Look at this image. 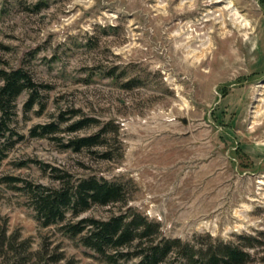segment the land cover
Segmentation results:
<instances>
[{
  "label": "rangeland",
  "instance_id": "obj_1",
  "mask_svg": "<svg viewBox=\"0 0 264 264\" xmlns=\"http://www.w3.org/2000/svg\"><path fill=\"white\" fill-rule=\"evenodd\" d=\"M20 68L47 88L31 109L28 92L17 99L0 138V234L29 239L33 262L105 264L43 227L18 188L56 187L58 169L130 187L127 202L77 219L132 207L166 238L238 245L264 264V0H0V69ZM80 118L99 123L64 132ZM52 122L59 136L31 135ZM103 128L101 145L65 147ZM20 257L0 252V264Z\"/></svg>",
  "mask_w": 264,
  "mask_h": 264
},
{
  "label": "trees",
  "instance_id": "obj_2",
  "mask_svg": "<svg viewBox=\"0 0 264 264\" xmlns=\"http://www.w3.org/2000/svg\"><path fill=\"white\" fill-rule=\"evenodd\" d=\"M0 83L1 138L6 129V120L13 114L17 99L24 92H28L30 97L26 106L31 109L39 102L41 91L47 87L36 82L21 68L0 69ZM62 118H65L63 114ZM98 123L94 118H80L72 122L64 132L75 134ZM60 125L61 122L39 125L31 131V135L59 136L63 132ZM104 134H107V130L103 128L94 135L69 139L65 147L75 151L90 149L102 144ZM104 156L111 159L109 151H106ZM55 172L58 182L56 187L25 182L24 187L18 188L28 191L37 219L43 227L61 225L66 236L78 238L84 247L95 253L100 263L125 264L133 258L138 260L137 264H247L250 260L249 252L238 245L211 241L206 246L196 247L191 243H184L179 238H166L162 235L160 223L150 220L132 207L106 219H77L94 205L108 206L127 202L130 187L121 182L100 180L95 176L73 179L62 173V170L55 169ZM1 182L17 185L23 181L19 178H5ZM31 244L29 239H22L17 233L8 236L5 229L1 231L0 252L21 256L15 264H36L41 261L40 259L33 262L37 254L30 251ZM249 246H253V243ZM42 256L44 259L43 253ZM62 259L63 255H53L54 264ZM46 261L47 259L43 260Z\"/></svg>",
  "mask_w": 264,
  "mask_h": 264
},
{
  "label": "bare ground",
  "instance_id": "obj_3",
  "mask_svg": "<svg viewBox=\"0 0 264 264\" xmlns=\"http://www.w3.org/2000/svg\"><path fill=\"white\" fill-rule=\"evenodd\" d=\"M227 8L233 12L234 17H236L239 22L244 23V25L249 24L248 21H245V18L237 11V8H234L232 3H230Z\"/></svg>",
  "mask_w": 264,
  "mask_h": 264
}]
</instances>
